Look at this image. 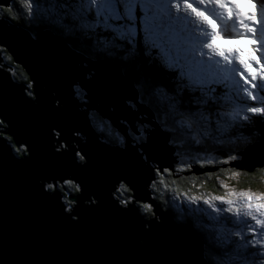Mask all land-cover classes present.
<instances>
[{
	"label": "snow or ice",
	"instance_id": "1",
	"mask_svg": "<svg viewBox=\"0 0 264 264\" xmlns=\"http://www.w3.org/2000/svg\"><path fill=\"white\" fill-rule=\"evenodd\" d=\"M196 4L220 9L221 19L232 20L235 13L242 31L234 41H246L249 49L217 47L216 24L190 0H24L26 12L15 0H0V51L9 50L3 44L5 28H19L33 43L48 37L87 69L71 79L67 100L57 96L54 101L53 118L70 127L68 138L58 123L47 129L55 160L71 153L73 167L87 168L80 145L90 137L114 152L132 150L133 162L109 170L116 208L136 212L145 231L167 219L192 238L196 264H264V194L164 196L156 202V188L165 176L204 168L203 154H214L209 165L235 167L252 149L264 148V99L256 106V93L264 97V0L259 19L255 10L244 12L235 0ZM101 65L115 69L129 89L119 102L132 119L114 121L107 109L115 104L101 106L107 88L96 72ZM0 68L11 71L4 64ZM27 95L36 98L34 92ZM245 98L252 103L245 106ZM9 126L0 115V137L11 138L5 131ZM21 149L30 153L31 148L24 144L14 150ZM161 153L173 161L171 166L156 158ZM256 167L264 168V161L243 170ZM40 179V195L56 200L69 185L81 194L86 186L77 175L55 167ZM138 186L146 192L143 199L136 195ZM121 191L130 195L122 199ZM88 195V206L98 207L97 193ZM78 203L69 197L60 204L73 222L79 219L73 214Z\"/></svg>",
	"mask_w": 264,
	"mask_h": 264
},
{
	"label": "water",
	"instance_id": "2",
	"mask_svg": "<svg viewBox=\"0 0 264 264\" xmlns=\"http://www.w3.org/2000/svg\"><path fill=\"white\" fill-rule=\"evenodd\" d=\"M3 44L8 46L13 61L26 70L34 87L29 88L0 68V115L10 125L5 131L18 148L24 144L31 148L30 153L19 156L11 142L0 137V264H196L198 248L192 238L174 229L167 219L145 231L136 212L123 213L113 205L109 170L133 162L132 150L114 152L90 137L80 145L89 163L87 168L73 167L71 153L59 161L53 158L48 127L58 123L64 137L70 135V127L62 119L53 118L54 101L57 96L67 100L71 79L87 69L48 37L33 43L19 28H5ZM4 61L0 51V64L7 67ZM96 72L107 85L101 106L115 104L107 109L114 121L132 119L119 102L130 91L120 83L116 70L101 65ZM28 92H34L36 98L29 97ZM156 158L162 165L173 163L165 153ZM259 159L264 160V148L257 147L231 168H252L261 163ZM53 167L86 182L83 194H67L68 199L76 197L79 201L73 211L79 217L76 222L60 207L65 203L62 191L59 200L39 193L40 177ZM213 169L218 167L197 166L184 175ZM93 191L98 195V207L88 206V194ZM136 195L146 197L143 187L138 186Z\"/></svg>",
	"mask_w": 264,
	"mask_h": 264
},
{
	"label": "rangeland",
	"instance_id": "3",
	"mask_svg": "<svg viewBox=\"0 0 264 264\" xmlns=\"http://www.w3.org/2000/svg\"><path fill=\"white\" fill-rule=\"evenodd\" d=\"M190 2L193 3L194 7H198L200 10L204 11L205 14L208 16V18L210 20H212V22L214 24H216L218 33H219L221 26L228 25L231 28V30H232L231 37H223L221 35H218L217 40L215 41L217 47H219V48L239 47L242 50H244L245 52L249 49V45L246 41H243V40L234 41L235 36H237L240 33V31H242L240 26L235 21V13H233L232 20L221 19V17H220V11L221 10L220 9H216V8H214V6L210 9L209 7L206 8L203 5H197L196 0H190ZM235 2L238 4L239 8L244 12H251V11L255 10L258 14V19L260 18L259 17L260 5L258 3H256L255 0H235ZM253 3H255L257 5L256 9L252 8ZM261 12L264 13L263 6L261 7ZM190 22H192V21H190ZM205 30L207 31L206 28H205ZM200 38L207 40V39H210V36L200 37ZM261 39L264 40V36H262ZM2 55H3V53H2ZM6 59H7V57H6ZM6 68L10 69L11 71L14 70V68L11 67L10 64H8V66ZM235 79L238 80L239 77L237 76V77H235ZM256 95H257L256 106H260V101H261V99H264V97L260 96L259 91L256 93ZM251 103H252L251 101H247L245 98V106L247 104H251ZM240 139H241V144H243L244 138H240ZM226 143L234 144L235 140L226 141ZM241 147H243V146H241ZM203 155H204V161L203 162L205 164H207L206 161L212 160L215 158L214 154H203ZM259 160H260V162H262V159H259ZM221 166H223V165H221ZM211 167H213V166H211ZM223 168H227L228 170L219 173L220 172L219 170L223 169ZM220 169L218 168L215 171L206 172V173H202L199 175H196V174L186 175L189 178V179H187L188 182L186 183L188 190L184 191L180 194H174V196L172 193H170L171 195L169 196V198L179 197L180 199H183V197L186 195H198V196L218 195V196H223V195H226V192H233V193H236L237 195L241 192H252L254 194H264V175L260 176V178H259L260 182H259V185L257 187H255V188H253V187H242L241 183H243V182H240V178L242 175L241 170H238L236 168H231L228 166H223ZM213 173H215V174H213ZM207 180H208V182H210L209 185L207 184ZM211 185H212V187L214 186L215 189H213L211 187ZM201 210H206V206L201 205Z\"/></svg>",
	"mask_w": 264,
	"mask_h": 264
},
{
	"label": "trees",
	"instance_id": "4",
	"mask_svg": "<svg viewBox=\"0 0 264 264\" xmlns=\"http://www.w3.org/2000/svg\"><path fill=\"white\" fill-rule=\"evenodd\" d=\"M15 2L23 9L24 12H26V8H24V0H15ZM22 14L23 13H21V15ZM11 15H13L15 17L17 15V13L15 11H13L11 13ZM14 22L19 24L18 20L14 21ZM220 32H221V36L227 37L225 35V33H227L226 30H221V31H219V33ZM1 52L3 53L2 56L5 58L6 63L10 64L11 67L14 68V70L11 71L12 76L16 80L24 82V83L30 85V82H29V79H28L29 77L27 75L26 70L22 66H20L19 64H16L13 61L12 56L7 51H1ZM6 57H7V59H6ZM107 130L108 129H106V131ZM8 140L11 142V144H12L14 149L18 148L17 146H15L12 143L11 138L8 139ZM241 146H243V144H241ZM17 153H18L19 156H21V154L24 153V151L21 149V151H19ZM205 166H210V167L211 166H213V167L217 166L219 169L221 167H223L221 165H208V164H205ZM226 170H228V169L227 168L220 169L219 173H221L223 171H226ZM215 173H213V174H215ZM184 174H185V172H177L175 174H167L165 176V178H164V183L158 185V187L156 188V191H155L156 200L158 202H160V201L163 200L164 196H168L169 197L171 195L170 193H172L173 196H174V194H180V193H182L184 191H187L188 187H187L186 183L188 182L187 179H189V178H188V176H186ZM241 174L242 175H241V178H240V182H243V183H241V186L242 187H253V188H255V187H257L259 185L260 176L264 175V168L257 167L252 172H247V171L241 170ZM175 175H180V176L176 177ZM207 184L208 185L210 184V182H208V180H207ZM211 187H212V185H211ZM212 188L215 189L214 186ZM61 191L64 194L63 199H64L65 202H67L69 200L67 198V194H69V193H72V194L77 193L75 187L71 186V185L67 186V192H65L63 189ZM119 195H120L121 198H127L130 194L127 193V192L121 191L119 193ZM147 215H149V214L145 212V216H147Z\"/></svg>",
	"mask_w": 264,
	"mask_h": 264
},
{
	"label": "bare ground",
	"instance_id": "5",
	"mask_svg": "<svg viewBox=\"0 0 264 264\" xmlns=\"http://www.w3.org/2000/svg\"><path fill=\"white\" fill-rule=\"evenodd\" d=\"M213 6H209V8L211 9Z\"/></svg>",
	"mask_w": 264,
	"mask_h": 264
}]
</instances>
